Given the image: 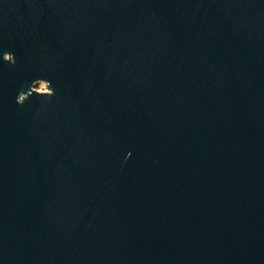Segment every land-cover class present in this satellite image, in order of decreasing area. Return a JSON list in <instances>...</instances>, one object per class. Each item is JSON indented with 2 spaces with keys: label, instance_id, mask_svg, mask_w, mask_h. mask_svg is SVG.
Listing matches in <instances>:
<instances>
[{
  "label": "water",
  "instance_id": "obj_1",
  "mask_svg": "<svg viewBox=\"0 0 264 264\" xmlns=\"http://www.w3.org/2000/svg\"><path fill=\"white\" fill-rule=\"evenodd\" d=\"M0 264H264V0H0Z\"/></svg>",
  "mask_w": 264,
  "mask_h": 264
},
{
  "label": "clouds",
  "instance_id": "obj_2",
  "mask_svg": "<svg viewBox=\"0 0 264 264\" xmlns=\"http://www.w3.org/2000/svg\"><path fill=\"white\" fill-rule=\"evenodd\" d=\"M3 60L10 64H15V54L9 53L4 56ZM37 85H41L42 87H37ZM26 94H30L27 97V100L33 95L36 94L41 97H52L55 95V89L51 86V81L46 78H37L32 81L31 85L27 90L20 91L16 97V103L23 106Z\"/></svg>",
  "mask_w": 264,
  "mask_h": 264
},
{
  "label": "rangeland",
  "instance_id": "obj_3",
  "mask_svg": "<svg viewBox=\"0 0 264 264\" xmlns=\"http://www.w3.org/2000/svg\"><path fill=\"white\" fill-rule=\"evenodd\" d=\"M37 87H42L41 85H37Z\"/></svg>",
  "mask_w": 264,
  "mask_h": 264
}]
</instances>
